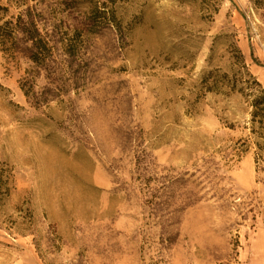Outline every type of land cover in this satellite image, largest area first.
<instances>
[{
	"label": "rangeland",
	"instance_id": "374dc122",
	"mask_svg": "<svg viewBox=\"0 0 264 264\" xmlns=\"http://www.w3.org/2000/svg\"><path fill=\"white\" fill-rule=\"evenodd\" d=\"M25 4L52 55L0 46V264H264L262 140L205 87L264 88V0Z\"/></svg>",
	"mask_w": 264,
	"mask_h": 264
},
{
	"label": "trees",
	"instance_id": "16d2710c",
	"mask_svg": "<svg viewBox=\"0 0 264 264\" xmlns=\"http://www.w3.org/2000/svg\"><path fill=\"white\" fill-rule=\"evenodd\" d=\"M25 3L26 0H0V46L6 51L14 52L18 49V43H23L27 45L25 50L28 52V59L33 63L43 64L52 55V47L42 37L40 28L29 15V9L24 14L27 21H24L20 12L15 16L9 14L11 8L18 10L25 7ZM64 51L70 54L67 49ZM235 52L237 63L243 65L242 54L236 48ZM247 75V80L240 74H235L231 79L227 75L221 78L209 77L211 84L205 87L209 92L216 93H221V87H227L230 92L238 93L244 98L251 109L252 131L262 140V143L256 144L257 148L264 151V88L250 74ZM207 82L209 80H203V83ZM4 173L5 171L0 173V201L9 193V178Z\"/></svg>",
	"mask_w": 264,
	"mask_h": 264
}]
</instances>
